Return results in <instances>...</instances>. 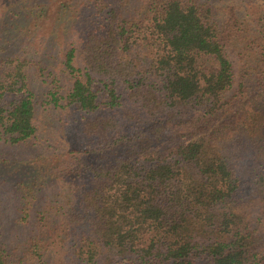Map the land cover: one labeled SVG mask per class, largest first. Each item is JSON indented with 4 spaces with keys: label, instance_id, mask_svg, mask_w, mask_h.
Instances as JSON below:
<instances>
[{
    "label": "trees",
    "instance_id": "obj_1",
    "mask_svg": "<svg viewBox=\"0 0 264 264\" xmlns=\"http://www.w3.org/2000/svg\"><path fill=\"white\" fill-rule=\"evenodd\" d=\"M15 1L0 12V138L37 134L29 54L2 53L47 19L77 28L63 53L72 85L49 96L81 113L84 136L126 139L111 113L123 101L140 121L187 131L163 155L91 166L74 194L46 204L44 241L22 242V255L0 230V264H52L56 241L77 264H264V13L252 32L233 1ZM250 54L256 81L235 88L233 55Z\"/></svg>",
    "mask_w": 264,
    "mask_h": 264
},
{
    "label": "rangeland",
    "instance_id": "obj_2",
    "mask_svg": "<svg viewBox=\"0 0 264 264\" xmlns=\"http://www.w3.org/2000/svg\"><path fill=\"white\" fill-rule=\"evenodd\" d=\"M12 1L16 2L0 0V12L3 5ZM23 1L27 4L34 0L18 2L22 4ZM210 1L236 3L239 13L252 32L257 28L264 13V0ZM78 8L79 11L73 6L71 13L84 14V10L79 6ZM88 15L84 14L85 17ZM44 22L39 23V28L36 27L32 39L24 38L25 42L18 40V43L10 46V50L2 53L5 56L23 50L29 54L30 87L34 92L38 126L37 134L21 143H12L0 138V230L7 249L17 256L22 255V242L32 241L33 238L44 241L45 233L39 230L49 221L45 215L46 204H52L54 200L56 201L53 203H61L59 200L66 192L74 194L73 187L84 178L87 179L91 166L127 158L140 152L153 156L163 155L182 139V134L187 131L186 127L173 129L165 122L161 125L158 121H140L139 115L132 116L134 109L131 105L123 101V104L111 113L118 118L120 134H124L126 139L114 146L110 140L108 146H104L105 144L101 145L98 140L84 136L81 132V113L66 105L63 98L59 102L60 105L56 106L49 96L51 89L63 96L72 85V77L63 65V53L67 41L74 40L77 28L70 24L67 31L62 26L52 31L51 22H48V19ZM51 32L53 36L49 35ZM49 38H52V41ZM233 61L236 71L235 88L240 81L247 82L249 86L253 85L257 78L256 57L250 54L244 62L240 56L233 55ZM33 191L36 195L31 199ZM25 196L32 200L27 215L23 212L22 205ZM69 245L58 241L53 244L52 264H77L70 258L71 252H67ZM22 264L37 263L29 259Z\"/></svg>",
    "mask_w": 264,
    "mask_h": 264
}]
</instances>
